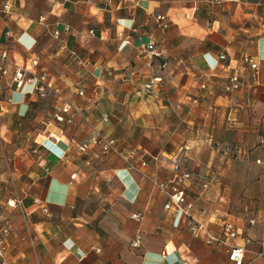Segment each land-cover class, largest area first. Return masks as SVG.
<instances>
[{
    "label": "crops",
    "instance_id": "obj_1",
    "mask_svg": "<svg viewBox=\"0 0 264 264\" xmlns=\"http://www.w3.org/2000/svg\"><path fill=\"white\" fill-rule=\"evenodd\" d=\"M152 42L162 56H138ZM1 52L0 264H228L165 210L161 185L186 173L193 215L218 237L232 223L264 264V0H0ZM14 65L52 89L17 90ZM95 131L119 154L82 155Z\"/></svg>",
    "mask_w": 264,
    "mask_h": 264
},
{
    "label": "built area",
    "instance_id": "obj_2",
    "mask_svg": "<svg viewBox=\"0 0 264 264\" xmlns=\"http://www.w3.org/2000/svg\"><path fill=\"white\" fill-rule=\"evenodd\" d=\"M9 8L8 4L5 5V9ZM156 20L161 25L163 29H167L169 24L167 22V16L158 15ZM94 34L93 31L90 32ZM152 55V56H162V52H159L156 48L155 43H150L147 45L146 48H143L138 56L143 55ZM221 60H225L226 56L221 55ZM244 62L248 64V66L255 72H257L259 65L257 62L248 56L244 57ZM37 61H33V65H36ZM9 65L11 63L8 61L7 54L5 52L0 53V74L4 77L10 76ZM164 67L167 66V62L163 63ZM11 80L17 90L22 89L25 85H33L34 90L41 96L44 97L48 94L49 90L52 89V86L49 82V79L46 75L42 76H35L33 71L28 68L20 67L14 65L13 73L11 74ZM164 83V78L162 76L154 77L144 86L145 94H153L157 92L161 85ZM241 82L237 75L231 76L227 84L225 85V90L227 92H233L240 88ZM205 88V86H203ZM64 113H67L68 110H64ZM56 120L60 123L69 122L64 117V115H57ZM264 147V141L262 143ZM42 147L49 150L50 152H54L53 148L47 145V143H43ZM94 148H98L100 154L107 155L111 153L119 154V151L116 147V143L110 137L103 135L102 133L95 131V134L90 139L87 144H81L78 146L79 152L89 157L92 153L91 150ZM38 153L37 151H34ZM135 152L133 151L131 155H134ZM65 155V154H64ZM64 155L60 158H64ZM87 165H90V160L87 159ZM76 175L73 176L75 178ZM191 179V174L186 173L183 175L175 174L173 179L170 181L168 185H161V187L165 190L168 201L165 204V210L173 211L175 213H179L182 216L186 217L188 220V226L191 234L195 237H203L205 243L207 245H217L221 247H225L228 251V264H245V254H246V245L249 244L251 241L248 238H244V245H239L236 243V240L240 237V233L238 229L230 222H226L222 226V234L221 236H215L207 223L202 221L201 219L195 217L192 213L193 205L187 203L186 199V191L182 188L183 182L188 181ZM206 214L205 211H203ZM132 218L141 221L143 216L141 214H133ZM255 224V220H251V225ZM10 228L7 225L1 224L0 221V258L4 259V252L6 246V237L9 234ZM141 239L137 238V240L133 243L134 247H140ZM2 264H8L6 261L3 260Z\"/></svg>",
    "mask_w": 264,
    "mask_h": 264
}]
</instances>
